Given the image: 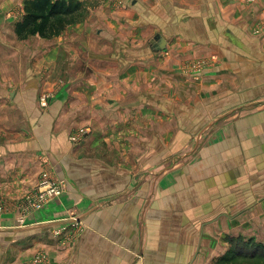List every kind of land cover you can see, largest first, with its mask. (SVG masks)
Instances as JSON below:
<instances>
[{"label": "crops", "instance_id": "crops-1", "mask_svg": "<svg viewBox=\"0 0 264 264\" xmlns=\"http://www.w3.org/2000/svg\"><path fill=\"white\" fill-rule=\"evenodd\" d=\"M25 1L0 0V202L41 157L68 186L24 225L0 213V264H217L228 238L264 243V0H78L82 44L98 30L107 50L78 53L47 107L57 40L24 63Z\"/></svg>", "mask_w": 264, "mask_h": 264}, {"label": "rangeland", "instance_id": "rangeland-1", "mask_svg": "<svg viewBox=\"0 0 264 264\" xmlns=\"http://www.w3.org/2000/svg\"><path fill=\"white\" fill-rule=\"evenodd\" d=\"M245 4V3H244ZM247 5V4H246ZM90 6H84V14H82L79 18H77V21L69 22L66 26L65 30L57 37L50 38V39H44L40 38L39 36H32L24 41H19L20 45H18V49L21 52V59L24 60V63H26V57L23 55L27 53V48L31 46L33 55L39 56V54L42 53L43 49L46 47H49L52 44L47 45L45 41H52L54 42L57 40L56 44H53V49L56 51V55H58L57 61H52L49 64L43 62L41 65H37L36 75L39 82L41 81L42 88L41 93L39 94V99L41 105H44V107H47L49 104V100L53 102V93H51V89H57L63 82L64 84L67 83L68 85L73 86L76 82L74 79L65 78L68 74L69 76H72L75 78V74L73 72L69 73V70H75V64L77 63L76 56L79 53H86L89 55L101 53L103 54L106 52L107 47H102L98 45V40L93 41V38H98L96 30L92 31L88 37L85 40V43L82 44L81 39H85L84 35H82L78 29V26L90 17V13L88 12ZM19 14H12L10 15L12 17H19L18 21L15 23V25L22 20V17L24 16L23 13ZM81 20V22H80ZM15 25H14V32H15ZM100 38V37H99ZM30 41V43H29ZM29 43V44H28ZM93 44V45H92ZM9 50H15L16 46H7ZM38 63V62H37ZM189 63L194 64L196 62L189 61ZM187 63L184 62L181 67V72L185 70V65ZM67 69V72L65 70ZM36 69V68H35ZM201 74V73H199ZM197 74V75H199ZM65 78V80H64ZM196 81H199L200 77L195 78ZM71 80V81H69ZM6 115V113H4ZM92 134V128L91 127H80V128H74L70 135V141L73 145L81 144L84 140H86L88 135ZM41 166L43 167V171H41L38 175L31 177L26 182H18V185H11L9 186V189L12 188L14 192L20 193L19 198L14 202V206L11 205V202L2 201L0 202V213L6 214L12 210V207H14L17 210L18 213V224L20 218H27L29 215H33L35 213H39L40 211L46 210V208L53 203L55 200L60 199L67 191V181L65 179H62L58 177L55 173V165L53 161L49 157H41ZM49 173L51 180L55 182H64L63 191L59 196L52 197L47 200V204H45L40 210L35 211L31 208L30 203L28 202V197L31 196L33 198L32 202L33 204H37L39 202V188L42 183V175L43 173ZM35 178V179H34ZM17 182L13 183L16 184ZM20 189V192L18 191ZM15 210V211H16Z\"/></svg>", "mask_w": 264, "mask_h": 264}, {"label": "trees", "instance_id": "trees-1", "mask_svg": "<svg viewBox=\"0 0 264 264\" xmlns=\"http://www.w3.org/2000/svg\"><path fill=\"white\" fill-rule=\"evenodd\" d=\"M84 10V4L78 0H26L24 16L15 25V34L21 41L32 36L57 37ZM227 242L228 251L217 264H264V243L241 237L228 238Z\"/></svg>", "mask_w": 264, "mask_h": 264}, {"label": "built area", "instance_id": "built-area-1", "mask_svg": "<svg viewBox=\"0 0 264 264\" xmlns=\"http://www.w3.org/2000/svg\"><path fill=\"white\" fill-rule=\"evenodd\" d=\"M243 1L245 4L251 5L255 3L257 0H243ZM209 65H210V62H205V61L196 62L194 64H191L188 62L184 66L185 67L184 71H187L190 74L196 75V74L201 73L207 67H209ZM63 187H64V182L52 181L49 173H46V172L43 173L42 183L39 188V202L37 204H33L32 202L33 198L31 196L28 197V202L30 203L31 208L35 211L40 210L45 204H47L46 202L48 199L59 196L63 191ZM25 222H26L25 217L20 218L19 223L21 225H24Z\"/></svg>", "mask_w": 264, "mask_h": 264}, {"label": "water", "instance_id": "water-1", "mask_svg": "<svg viewBox=\"0 0 264 264\" xmlns=\"http://www.w3.org/2000/svg\"><path fill=\"white\" fill-rule=\"evenodd\" d=\"M164 46H165L164 40L160 39V44L158 45V48L159 49H164Z\"/></svg>", "mask_w": 264, "mask_h": 264}]
</instances>
